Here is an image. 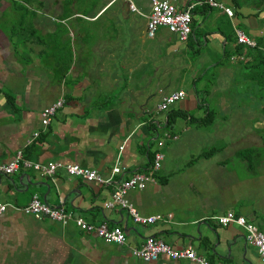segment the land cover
Masks as SVG:
<instances>
[{
    "label": "crops",
    "instance_id": "crops-1",
    "mask_svg": "<svg viewBox=\"0 0 264 264\" xmlns=\"http://www.w3.org/2000/svg\"><path fill=\"white\" fill-rule=\"evenodd\" d=\"M201 1L178 0L179 8L193 5L192 31L180 41L164 27L147 35L150 0H103L89 14L67 0H0V163L20 151L34 164H76L112 178L88 183L63 168L48 175L23 165L1 175L0 264H197L135 257L150 236L190 247L209 264H264L244 228L213 220L232 211L264 231V167L252 174L242 158L234 163L241 150L262 146L264 121L244 127L229 124L241 116H213L235 113L228 99L239 93L229 89L247 69L226 51L240 45L236 29L264 38V0H216L231 17ZM178 90L184 98L160 110ZM241 96L261 99L256 89ZM59 98L64 104L43 126L42 111ZM155 152L164 158L151 171ZM114 166L120 172L112 175ZM136 172L154 177L127 193L140 215L161 216L150 224L104 206L115 183ZM34 195L90 224L121 228L125 243L104 242L73 220L26 214Z\"/></svg>",
    "mask_w": 264,
    "mask_h": 264
},
{
    "label": "built area",
    "instance_id": "built-area-1",
    "mask_svg": "<svg viewBox=\"0 0 264 264\" xmlns=\"http://www.w3.org/2000/svg\"><path fill=\"white\" fill-rule=\"evenodd\" d=\"M177 2L178 0H150L151 11L146 24V33L149 37H153L159 27H164L168 31L174 33L180 41H185L189 37L192 31L191 10L193 5L179 8ZM200 3L207 4L210 7H218L230 17L233 15L231 8L224 6L222 3H219L216 0H203ZM130 7L133 8V5ZM236 43L245 47L256 46V41L252 37L247 36L244 32L237 29ZM232 59H234V57ZM239 59H241V57ZM184 96L185 92L183 90L174 91L163 96L158 107L160 110H167L170 105L178 100L183 99ZM64 102L65 101L63 98H59L42 111L41 123L43 126H47L51 122L56 110L62 107ZM165 137L171 138L169 134H165ZM163 158L164 155L162 153H154L151 163V171H156L160 168ZM21 165L33 166L35 169L43 171L48 175H52L58 168H63L68 175L80 177L83 181L88 183L95 182L98 184H105L112 179L104 178L94 169L84 168L76 164L64 165L59 162H50L46 165H40L37 163L34 164L24 160L20 151H18L10 161L0 163V176L11 175L17 169H19ZM119 172V167L114 166L112 169V175ZM153 181L154 177L151 174L145 172H136L130 175L128 178L117 181L111 192L110 199L105 202L104 206H119L121 209H124L137 224H150L156 220H159L161 218L159 215L149 217L140 215L134 205L127 199V193L129 190H142L148 183ZM6 209L7 205L0 203V215ZM23 211L26 214L34 216L35 218L47 216L48 218L62 224H66L68 221L73 220L81 230L94 232L101 240L107 243L121 245L126 241L125 232L121 228H110L104 222L96 225L90 224L79 216H73L71 212H66L60 207H53L45 202L40 201L36 195L32 196L29 203L23 208ZM213 220L222 226L236 224L244 228L246 231V239L256 248L259 259L264 263V231L258 228L254 223L247 220L244 216L237 215L232 211H227L224 214L214 216ZM132 254L143 261H154L157 260L159 256L164 255L171 260L184 259L196 262L197 264H209L205 258L198 255L190 247L175 249L165 244L160 239L152 236L147 237L144 242H142L140 247L133 248Z\"/></svg>",
    "mask_w": 264,
    "mask_h": 264
},
{
    "label": "rangeland",
    "instance_id": "rangeland-1",
    "mask_svg": "<svg viewBox=\"0 0 264 264\" xmlns=\"http://www.w3.org/2000/svg\"><path fill=\"white\" fill-rule=\"evenodd\" d=\"M49 1H52V0H43L44 3H47ZM67 1L71 3L73 2L75 6L83 7L82 8L83 11L89 14L93 11L98 10L100 7H102L103 0H67ZM98 25L99 27L102 28V16L98 22L94 23V25L91 24V27L94 28L92 31H96ZM254 89H256L257 95L260 94L261 99L253 100L251 98L249 99L245 96H241V95H247L248 93L254 91ZM229 90L230 92L237 93V95L239 93V96L232 97L231 95L230 99H228L230 101H228L229 104L227 107L229 108V110H234L235 113L228 114V115H221L220 110H218V107H216V110L218 111L215 114H213V116H219V117L220 116H241L240 121H235V122L230 121L229 124L232 125L234 123L235 125L238 126V124L242 123L244 127H247L253 124L255 125L256 122H258V120L261 122L264 121V88L262 90H259L257 85H255L252 81H250L248 78L245 77L240 82L238 81V83L236 84V88H233V89L231 88ZM219 98L220 96H218V99ZM259 102H260V105L258 104ZM237 111H242V112L239 113ZM250 111L252 113H249ZM180 129L181 127L179 125H177L175 128V130H178V131ZM239 158H240L239 155L234 158V163L235 164L237 163V165H239L241 162ZM263 167H264V158L260 161L259 165L254 167L255 169H249V171L252 174L253 173L257 174L261 172ZM239 171L240 173L238 174L240 175H245L249 172L248 170L243 168L242 163H241V168L239 169Z\"/></svg>",
    "mask_w": 264,
    "mask_h": 264
},
{
    "label": "trees",
    "instance_id": "trees-1",
    "mask_svg": "<svg viewBox=\"0 0 264 264\" xmlns=\"http://www.w3.org/2000/svg\"><path fill=\"white\" fill-rule=\"evenodd\" d=\"M232 54L241 57V63L246 70L247 78L258 86L259 90L264 88V38L256 41L255 47L236 46L233 50L226 51V57L230 58ZM172 118V115H168ZM172 125L168 120L165 127ZM262 140L261 147H249L241 150L238 155L242 158L249 169H255L260 161L264 158V130L259 132ZM153 159V157H152ZM152 159L151 162L152 163Z\"/></svg>",
    "mask_w": 264,
    "mask_h": 264
}]
</instances>
